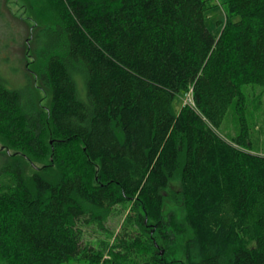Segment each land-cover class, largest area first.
<instances>
[{"label":"trees","instance_id":"trees-1","mask_svg":"<svg viewBox=\"0 0 264 264\" xmlns=\"http://www.w3.org/2000/svg\"><path fill=\"white\" fill-rule=\"evenodd\" d=\"M28 2L50 101L0 79V264H264V0L217 36L212 0Z\"/></svg>","mask_w":264,"mask_h":264},{"label":"rangeland","instance_id":"rangeland-1","mask_svg":"<svg viewBox=\"0 0 264 264\" xmlns=\"http://www.w3.org/2000/svg\"><path fill=\"white\" fill-rule=\"evenodd\" d=\"M223 1L212 0V4H216V7L209 11L206 17L207 26L215 36L220 34V23L225 21ZM36 20L40 23L38 29L47 25V21L42 18L39 12L34 13L28 0H0V79L10 89L22 92L25 104L34 103L37 106L40 104L48 106L50 95L38 81L39 61L37 64L29 66L26 60V51L30 48L33 50L36 45L35 37L31 34V26ZM256 88L258 89H256L255 98L263 96V99L262 103H259V108L254 111L256 113L252 115L251 122L255 125V136L260 146L264 148V89ZM185 102V99L178 100L177 109ZM253 104L255 107L257 101ZM228 132L236 133L233 127H230ZM3 160V153L0 151V169L3 166ZM171 212H176L180 220L185 216L182 205L172 198L167 200L165 217L167 218ZM119 222L120 217H114L109 221L108 226L113 230L117 229ZM95 237L99 236L89 230L86 240H91L90 243H94L92 241L95 240ZM179 251L180 253L183 251L182 246ZM82 262L81 260L73 264H82Z\"/></svg>","mask_w":264,"mask_h":264},{"label":"built area","instance_id":"built-area-1","mask_svg":"<svg viewBox=\"0 0 264 264\" xmlns=\"http://www.w3.org/2000/svg\"><path fill=\"white\" fill-rule=\"evenodd\" d=\"M192 98L191 97H189L188 99H187V101L186 102H188V103H192Z\"/></svg>","mask_w":264,"mask_h":264}]
</instances>
